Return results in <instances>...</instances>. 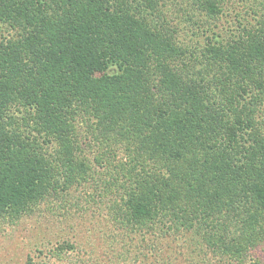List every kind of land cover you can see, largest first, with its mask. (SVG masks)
<instances>
[{
    "label": "trees",
    "instance_id": "trees-1",
    "mask_svg": "<svg viewBox=\"0 0 264 264\" xmlns=\"http://www.w3.org/2000/svg\"><path fill=\"white\" fill-rule=\"evenodd\" d=\"M190 1L203 46L164 0H0L1 222L87 184L136 264H264V0Z\"/></svg>",
    "mask_w": 264,
    "mask_h": 264
},
{
    "label": "rangeland",
    "instance_id": "rangeland-1",
    "mask_svg": "<svg viewBox=\"0 0 264 264\" xmlns=\"http://www.w3.org/2000/svg\"><path fill=\"white\" fill-rule=\"evenodd\" d=\"M164 1L158 3L148 20L184 47L203 46L207 28L205 14L197 11L190 0ZM248 4L246 0L231 3L226 12L229 15L216 21L218 29L232 25L235 11L244 15ZM87 157L92 160L91 154ZM86 192L91 194L90 185L73 190L64 199L63 208L59 201H52L50 205L40 202L33 207L31 215L8 224L0 221V264H24L26 256H31L35 264H136L133 259L137 249L132 243L113 239L106 235L107 230L101 223L92 221L87 211L96 210V199L94 196L93 202L88 201ZM63 242L72 244L74 250L70 254L55 255L53 249ZM182 258L178 255L177 264H188Z\"/></svg>",
    "mask_w": 264,
    "mask_h": 264
}]
</instances>
